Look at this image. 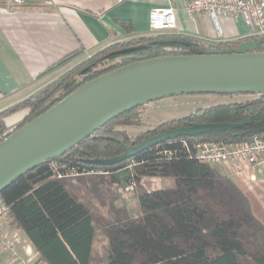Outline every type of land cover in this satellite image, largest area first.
<instances>
[{
  "label": "trees",
  "instance_id": "1",
  "mask_svg": "<svg viewBox=\"0 0 264 264\" xmlns=\"http://www.w3.org/2000/svg\"><path fill=\"white\" fill-rule=\"evenodd\" d=\"M119 23L130 35L135 32L131 21ZM247 38L213 41L162 31L106 45L28 98L1 111L0 141L9 134L6 118L17 109H26L27 115L15 129L103 73L139 60L198 54L212 48L229 52L264 50L260 39L253 48H241ZM237 95L250 97L198 108L135 137L119 127L139 124L141 106L112 119L63 155L25 172L0 192L13 227L25 233L38 260L46 264H95L94 244L100 227L96 220L100 223V217L96 219V213L74 194L76 189L96 200L97 211L100 206H109L103 222L107 247L101 264H264V224L251 213L246 195L231 178L194 158L183 143L264 136L256 127L264 122V95L227 96ZM205 123L242 126L172 137L115 164L94 162L118 157L126 145H138L167 130ZM130 163L133 170L128 168ZM62 165L110 173L59 177V171L65 170ZM145 176L171 179L173 186L141 191L137 198L139 212L132 214L126 203H116V190L132 180L138 184Z\"/></svg>",
  "mask_w": 264,
  "mask_h": 264
},
{
  "label": "water",
  "instance_id": "2",
  "mask_svg": "<svg viewBox=\"0 0 264 264\" xmlns=\"http://www.w3.org/2000/svg\"><path fill=\"white\" fill-rule=\"evenodd\" d=\"M264 95V50L172 54L123 65L85 82L44 113L0 141V192L15 179L90 137L98 128L134 108L179 95ZM239 123L177 127L126 145L122 155L96 159L115 164L176 136L239 128ZM264 133V122L256 125Z\"/></svg>",
  "mask_w": 264,
  "mask_h": 264
},
{
  "label": "crops",
  "instance_id": "3",
  "mask_svg": "<svg viewBox=\"0 0 264 264\" xmlns=\"http://www.w3.org/2000/svg\"><path fill=\"white\" fill-rule=\"evenodd\" d=\"M168 4L175 8L177 22L175 28L165 31L213 41L248 37L243 42L253 41L254 46L242 42L243 49L253 48L259 42L241 17L223 16L219 20L220 33L210 15H189L185 9L187 0H48L22 5L0 0V112L49 84L96 50L152 32L148 24L150 10ZM120 20L131 21L135 32L130 35L127 28L119 25ZM13 116L6 118L7 122ZM214 167L234 181L248 198L251 213L264 224V164L251 167L244 162L227 161ZM1 228L19 232L21 245L32 252L31 264H46L38 260L22 230L12 223ZM22 246L20 250L25 255Z\"/></svg>",
  "mask_w": 264,
  "mask_h": 264
},
{
  "label": "built area",
  "instance_id": "4",
  "mask_svg": "<svg viewBox=\"0 0 264 264\" xmlns=\"http://www.w3.org/2000/svg\"><path fill=\"white\" fill-rule=\"evenodd\" d=\"M48 0H7L10 4L22 5L25 2L44 3ZM175 8L167 6L157 7L150 10L149 26L152 32H162L176 27L177 16ZM189 15L205 13L213 18V21L222 29L220 19L223 16L241 17L250 28L253 35L259 37L264 46V0H187L185 8ZM187 151L197 160L212 166L220 165L223 162H244L253 167L264 164V136L255 135L243 140H210L199 139L190 142L183 141ZM173 155V152H167ZM59 171L58 176H73L78 174H109L103 169H89L66 167ZM61 168V169H62ZM137 182L132 180L124 185L126 192L134 191ZM9 207L0 197V264H31L33 262L32 252L22 246V240L17 230L1 228L3 224H11ZM24 248L23 255L20 248ZM6 254V256L3 255Z\"/></svg>",
  "mask_w": 264,
  "mask_h": 264
},
{
  "label": "rangeland",
  "instance_id": "5",
  "mask_svg": "<svg viewBox=\"0 0 264 264\" xmlns=\"http://www.w3.org/2000/svg\"><path fill=\"white\" fill-rule=\"evenodd\" d=\"M243 43L248 44V42H243ZM249 44L251 47L254 46L252 45L253 41L249 42ZM243 47L244 46H242L241 48ZM245 48H247V46H245ZM66 71L67 70H65L63 73H65ZM247 97H250V96L237 95V96L231 97L227 95L211 94V96L210 95H198V96L197 95H185V96L179 95V96H175L172 98L169 97V98L161 99L159 101L150 102L148 104L142 105L137 113L140 115L141 122L137 125H130L126 127L120 126L119 128H122L129 136L135 137V135L141 131L153 128V126H156L157 124L161 122L172 120V119L184 116L185 114L187 115L189 113H192V111H195L198 108L207 107V106H211V105H215L219 103H226L232 99L235 100L236 98L244 99ZM12 115L14 116L12 118H9V121L7 122V125L9 128L7 131L8 133L13 131L19 124H21L24 121L23 118H25V116L27 115V110L17 109V111ZM10 116L11 115H9L8 117ZM128 166L130 170H133L134 164L130 163V165ZM172 184H173V181L171 179L145 176L141 178V181L138 184H136L134 191L126 192L124 190L125 184L122 185L119 189H117L116 193L119 195V198L115 201L116 203H126L125 204L126 207L131 211L132 214L138 213L139 205H137L138 203L137 198H138V195L141 193V191H145V190L150 191V190H154L160 187L169 186ZM73 192L80 199H82L85 202V204H87V206L90 207L92 211H94V213H96V217H95L96 219H97V215H99L100 217L99 218L100 223L96 220V222L100 224V227L98 228V236H97L96 244H94L95 245V257L94 258L96 259L95 264H101L103 260L105 259L104 257H105L106 247H107L105 236H104V233L102 232L103 227H104L103 222L104 220H106L104 218L108 216L107 212H108L109 206H100V210L97 211L95 209L97 208V204L94 198L89 199L86 196L82 195L81 194L82 192L76 189H74Z\"/></svg>",
  "mask_w": 264,
  "mask_h": 264
}]
</instances>
